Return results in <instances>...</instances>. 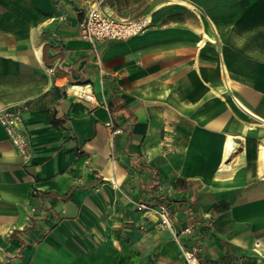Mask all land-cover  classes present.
Returning a JSON list of instances; mask_svg holds the SVG:
<instances>
[{
  "label": "crops",
  "instance_id": "0c3cea01",
  "mask_svg": "<svg viewBox=\"0 0 264 264\" xmlns=\"http://www.w3.org/2000/svg\"><path fill=\"white\" fill-rule=\"evenodd\" d=\"M94 7L150 28L85 37ZM6 106L0 264H264V0H0Z\"/></svg>",
  "mask_w": 264,
  "mask_h": 264
},
{
  "label": "built area",
  "instance_id": "2783aa9c",
  "mask_svg": "<svg viewBox=\"0 0 264 264\" xmlns=\"http://www.w3.org/2000/svg\"><path fill=\"white\" fill-rule=\"evenodd\" d=\"M150 28V21L145 16L127 19L110 16L103 12L100 8H92L84 19L80 22V31L83 36L91 38H111L125 39L132 35L145 32ZM86 83L81 89L79 96L93 100L94 94ZM0 123L5 127L11 141L18 147L21 153L28 156V135L24 131L21 110L15 106H6L0 110ZM137 208L149 209L150 205L146 203H138ZM160 224L166 228H171L173 220L171 212L165 204H159L156 207ZM184 232H190L191 227H185ZM182 256L184 264H202L198 249L195 247L182 246Z\"/></svg>",
  "mask_w": 264,
  "mask_h": 264
},
{
  "label": "bare ground",
  "instance_id": "6f19581e",
  "mask_svg": "<svg viewBox=\"0 0 264 264\" xmlns=\"http://www.w3.org/2000/svg\"><path fill=\"white\" fill-rule=\"evenodd\" d=\"M74 89H75V91H76L77 93H81V89H80V87H74Z\"/></svg>",
  "mask_w": 264,
  "mask_h": 264
}]
</instances>
